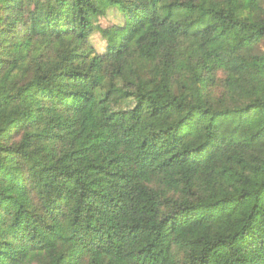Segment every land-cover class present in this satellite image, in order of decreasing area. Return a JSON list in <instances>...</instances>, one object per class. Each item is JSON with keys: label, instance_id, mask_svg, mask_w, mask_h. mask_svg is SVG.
<instances>
[{"label": "trees", "instance_id": "1", "mask_svg": "<svg viewBox=\"0 0 264 264\" xmlns=\"http://www.w3.org/2000/svg\"><path fill=\"white\" fill-rule=\"evenodd\" d=\"M0 264H264V0H0Z\"/></svg>", "mask_w": 264, "mask_h": 264}, {"label": "rangeland", "instance_id": "2", "mask_svg": "<svg viewBox=\"0 0 264 264\" xmlns=\"http://www.w3.org/2000/svg\"><path fill=\"white\" fill-rule=\"evenodd\" d=\"M39 2H42V0H39ZM102 26L104 27H108L110 25V22L108 21H102ZM93 43L94 45L101 51H104L106 48V44L105 42L101 39V37L97 34L95 35L94 39H93Z\"/></svg>", "mask_w": 264, "mask_h": 264}]
</instances>
